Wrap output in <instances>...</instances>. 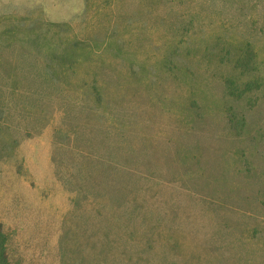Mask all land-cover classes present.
Returning <instances> with one entry per match:
<instances>
[{
    "label": "rangeland",
    "instance_id": "1",
    "mask_svg": "<svg viewBox=\"0 0 264 264\" xmlns=\"http://www.w3.org/2000/svg\"><path fill=\"white\" fill-rule=\"evenodd\" d=\"M164 1L0 0L10 264H264V0Z\"/></svg>",
    "mask_w": 264,
    "mask_h": 264
},
{
    "label": "trees",
    "instance_id": "2",
    "mask_svg": "<svg viewBox=\"0 0 264 264\" xmlns=\"http://www.w3.org/2000/svg\"><path fill=\"white\" fill-rule=\"evenodd\" d=\"M155 1H162L163 2V0H153V3L150 4L151 7H154ZM201 1H204V2L211 1V3H210L211 5L214 3V1H216V4L218 7L224 6L228 3H235L237 5V7H239L240 5H243L246 3V0H188L187 2H191L192 4H195V7H197L201 3ZM164 2H168L172 5H179V4H182L183 2H185V0H165ZM179 18H183V17L180 16ZM258 18H259V16L247 17V19L249 21H253L252 19H258ZM159 20H162L161 24L171 25V27H174L173 29L180 30V31L195 26L194 25V19L192 21H188L185 23L182 20L179 21L176 19H173L174 21H171L170 18L166 15H164V17H161L160 19H157V20L154 18L152 21H147V23L157 24V23H160ZM258 21H259V19L257 20V22ZM244 47H245L244 48L245 50L241 54L236 56L235 62H234V68L237 69L238 71H240V76H248V75L254 73L255 69L253 68V65L256 63V60H257V53H256L254 47L251 45V43H249V42L245 43ZM248 77L250 79H248V81H245V82L242 81L240 86H234V85L232 86V84L228 85L229 95L231 97H234V98L240 100V99H242V97L244 95L251 93L253 90H256V91L260 90V86H259L256 78H254V76H252V77L248 76ZM229 119H230L231 124H233V125L236 124L234 116L229 117ZM92 159H94V158L91 157L90 161ZM97 164H98V162H97ZM0 264H10L7 253H6V237H5L4 233L2 232L1 227H0Z\"/></svg>",
    "mask_w": 264,
    "mask_h": 264
}]
</instances>
